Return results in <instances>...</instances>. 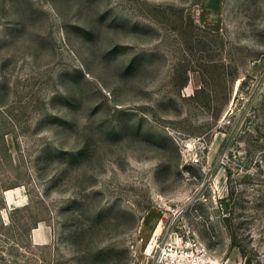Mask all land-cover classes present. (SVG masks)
<instances>
[{
	"label": "rangeland",
	"instance_id": "1",
	"mask_svg": "<svg viewBox=\"0 0 264 264\" xmlns=\"http://www.w3.org/2000/svg\"><path fill=\"white\" fill-rule=\"evenodd\" d=\"M178 236L264 264V0H0V264Z\"/></svg>",
	"mask_w": 264,
	"mask_h": 264
},
{
	"label": "built area",
	"instance_id": "2",
	"mask_svg": "<svg viewBox=\"0 0 264 264\" xmlns=\"http://www.w3.org/2000/svg\"><path fill=\"white\" fill-rule=\"evenodd\" d=\"M195 162L200 160L198 154L193 157ZM155 251L151 264H205L207 258L196 239L178 236L175 241L152 242Z\"/></svg>",
	"mask_w": 264,
	"mask_h": 264
}]
</instances>
